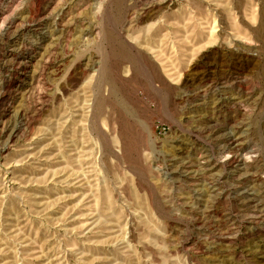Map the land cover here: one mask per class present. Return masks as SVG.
<instances>
[{
  "label": "rangeland",
  "instance_id": "obj_1",
  "mask_svg": "<svg viewBox=\"0 0 264 264\" xmlns=\"http://www.w3.org/2000/svg\"><path fill=\"white\" fill-rule=\"evenodd\" d=\"M0 264H264V0H0Z\"/></svg>",
  "mask_w": 264,
  "mask_h": 264
},
{
  "label": "bare ground",
  "instance_id": "obj_2",
  "mask_svg": "<svg viewBox=\"0 0 264 264\" xmlns=\"http://www.w3.org/2000/svg\"><path fill=\"white\" fill-rule=\"evenodd\" d=\"M132 117V116H131ZM146 121H148V120H146ZM139 122H141V120L139 121ZM148 124V123H147ZM100 131V130H99ZM148 131V130H147ZM147 133V132H146ZM167 159V158H166Z\"/></svg>",
  "mask_w": 264,
  "mask_h": 264
}]
</instances>
